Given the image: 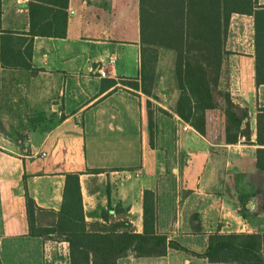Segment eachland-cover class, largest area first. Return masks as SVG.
Masks as SVG:
<instances>
[{
    "label": "crops",
    "instance_id": "crops-1",
    "mask_svg": "<svg viewBox=\"0 0 264 264\" xmlns=\"http://www.w3.org/2000/svg\"><path fill=\"white\" fill-rule=\"evenodd\" d=\"M28 1L0 0V38L5 32H28ZM138 3L68 0L65 38L33 39L31 59L26 61L36 73L0 64L1 264H69L66 242L29 235L25 207L27 192L40 210L59 212L68 174H79L85 222L105 226V214L107 224L126 218L137 234L143 232V192H155L156 232L183 249L168 248L161 257L128 253L116 264H209L201 257L209 234H264L259 200L254 199L255 208L249 204L248 215L242 218L239 193L229 194L246 168L231 172L234 164L229 161L224 167L230 178L223 180L211 157V141L157 103V95L153 99L119 83L140 75ZM257 5L264 7V0H257ZM232 18L225 85L232 101L248 110L250 140L246 143L241 137L227 145L223 139V146L239 148L251 162L249 171H255L264 82L257 86L255 81L254 19ZM99 70L106 78L99 77ZM112 80L116 85L109 87ZM147 102L163 111L154 120L157 134L163 124L175 125L181 151L187 154L180 198L159 197L157 145L154 139V146L149 145ZM31 110L41 123L31 125ZM160 114L167 116L161 119ZM108 203L114 210L106 209ZM195 215L198 222L192 221ZM51 219L44 215L42 220L45 224ZM198 224L200 233L193 230Z\"/></svg>",
    "mask_w": 264,
    "mask_h": 264
},
{
    "label": "trees",
    "instance_id": "trees-1",
    "mask_svg": "<svg viewBox=\"0 0 264 264\" xmlns=\"http://www.w3.org/2000/svg\"><path fill=\"white\" fill-rule=\"evenodd\" d=\"M140 75L119 80L155 99V62L157 51L174 55L173 76L177 97L173 112L199 135L211 141L208 131L220 128L224 143L233 145L241 137L250 140L246 108L235 104L225 85L226 41L233 15L252 16L255 25V81L264 82V7L257 0H139ZM68 0H29L27 33L5 32L0 38V64L36 73L26 59H31L35 37L65 38ZM1 17V11H0ZM1 32V31H0ZM10 39L7 44L4 39ZM116 85L109 81L108 86ZM104 89V86L102 87ZM147 102L149 145L154 139V116ZM158 112L163 113L161 109ZM257 145L253 166L256 184L237 196L239 213L248 215L249 204L259 200L264 210V111L257 117ZM98 174L101 170H92ZM29 235L68 244L69 264H116L128 253L135 257L165 256L168 248L183 250L156 232V194L145 190L142 197L143 232L135 233L126 219L105 226L87 223L81 203L79 174L66 175L59 212L40 210L25 194ZM107 210H114L110 203ZM44 215L51 221L43 222ZM192 221L198 222L197 216ZM200 233L199 224L193 226ZM209 264H264V234L215 232L207 236L206 251L201 255ZM1 264V263H0Z\"/></svg>",
    "mask_w": 264,
    "mask_h": 264
},
{
    "label": "rangeland",
    "instance_id": "rangeland-1",
    "mask_svg": "<svg viewBox=\"0 0 264 264\" xmlns=\"http://www.w3.org/2000/svg\"><path fill=\"white\" fill-rule=\"evenodd\" d=\"M233 20V18L231 19ZM237 19L235 18L234 21ZM173 61L174 55L171 51L165 49H159L157 51V58L155 62L156 79L154 94L157 95L158 102L167 111H173L177 92L175 90L174 76H173ZM154 120L159 115L158 107L155 104L153 107ZM167 116V115H166ZM160 114V118L166 117ZM31 125L34 123H41L42 118L37 116L35 112L29 115ZM157 125L154 123V126ZM208 135L211 139V157L216 161V169L219 172H223V180L229 179L230 175L228 170L224 167L229 161L233 162L231 172L238 171L240 168L243 170L246 168L243 178L238 181L237 186L230 193L236 194L240 191L249 190L248 184L255 186L256 184V171H249V165L251 164L248 157L242 155L238 149L227 148L223 146V136L220 128L217 130H209ZM23 140V138H22ZM154 140L157 145V159H156V171L157 182L159 188V197L161 198H180L183 195L182 186V174L183 167L188 163L187 154L181 151V147L178 143V132L175 125L171 127H165L164 124L161 128L160 135L157 134V129H154ZM24 141V140H23ZM238 156L243 157L238 160ZM240 157V158H241ZM233 158H236L234 160ZM225 192V190H223ZM229 191V190H228ZM257 201V200H256ZM258 203V201H257Z\"/></svg>",
    "mask_w": 264,
    "mask_h": 264
},
{
    "label": "built area",
    "instance_id": "built-area-1",
    "mask_svg": "<svg viewBox=\"0 0 264 264\" xmlns=\"http://www.w3.org/2000/svg\"><path fill=\"white\" fill-rule=\"evenodd\" d=\"M110 63H112V61H110ZM98 73H99V77H101V78H106V73H105L103 70H99ZM183 129H184V130L188 129V126L185 125V126L183 127Z\"/></svg>",
    "mask_w": 264,
    "mask_h": 264
},
{
    "label": "water",
    "instance_id": "water-1",
    "mask_svg": "<svg viewBox=\"0 0 264 264\" xmlns=\"http://www.w3.org/2000/svg\"><path fill=\"white\" fill-rule=\"evenodd\" d=\"M253 208H255V200L252 201Z\"/></svg>",
    "mask_w": 264,
    "mask_h": 264
}]
</instances>
